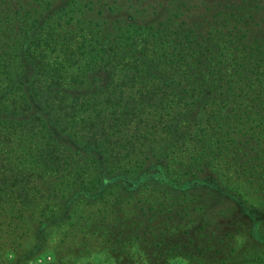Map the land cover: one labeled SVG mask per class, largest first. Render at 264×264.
I'll return each mask as SVG.
<instances>
[{
  "label": "trees",
  "instance_id": "16d2710c",
  "mask_svg": "<svg viewBox=\"0 0 264 264\" xmlns=\"http://www.w3.org/2000/svg\"><path fill=\"white\" fill-rule=\"evenodd\" d=\"M69 3L0 0L2 140L34 139L19 144L0 189L15 190L20 211L47 209L32 247L47 225L74 224L78 202L99 204L96 235L108 244L141 237L148 264H202L212 243L240 235L264 247V32L253 17L216 12L160 33L158 21L124 14L73 36Z\"/></svg>",
  "mask_w": 264,
  "mask_h": 264
},
{
  "label": "rangeland",
  "instance_id": "374dc122",
  "mask_svg": "<svg viewBox=\"0 0 264 264\" xmlns=\"http://www.w3.org/2000/svg\"><path fill=\"white\" fill-rule=\"evenodd\" d=\"M69 1L68 7L71 8V11L64 16L70 22L66 31L73 36L75 33H87L88 29L81 24L87 20H91L94 24L89 30L92 33H96V21L104 18L107 23H110L111 20L121 19L126 14L137 24H148L152 21H158L160 24L155 30L165 33L174 31L180 20H184L185 23L200 18V20L208 21L211 15L216 12H220V17L226 12L238 15L249 14L253 17L252 22L257 25L256 30L264 32V0ZM172 12H176V15L172 16ZM167 19L170 20L167 21ZM205 29V27L201 28V30ZM131 33L135 34V41L138 43L141 38L140 31ZM70 64H73V62H70ZM76 64H78V61ZM121 131L122 128H119L116 133L121 135ZM4 132H6V129L1 125L0 177L15 174L13 169L5 172L9 168V159L11 157L13 159L15 151H19V144L25 142V138L28 137L26 140L29 142H32L33 139L31 133L26 135L16 132L9 135L7 141H3L2 135ZM184 149V146L180 147L179 145V148L175 149L174 153ZM237 183L245 198L249 201L257 200L256 193H252L254 184H249L244 178L237 180ZM32 185L34 186L33 182ZM40 191H44V189H31L28 194L39 195ZM143 196L140 195V197ZM54 199L57 200L59 198L57 196ZM260 201L262 203L263 197L260 198ZM41 203L42 205L44 204V202ZM96 206H99V204L88 205L80 202L77 205L75 204L71 208L70 213V218L74 220V224L71 225V223L68 224L63 221L58 226L47 225L45 227L46 232L44 231L42 238H39L42 240L41 244L35 248L32 247L36 242L32 229L33 226H36V220L39 218L36 215L39 212L47 214V209L44 206L42 210H38L35 205H31L29 209H21L20 211L19 202L17 197H15V190L0 189V264H148L146 256L141 251V237H139V243L136 242L138 240L136 238H131V240L127 241L118 237L114 243L111 240V243L109 242L108 244L103 238H99L96 235ZM227 217H229L228 214ZM216 218L220 217L215 215V220L211 222L210 227L213 228ZM235 225L243 227L245 223L237 220ZM235 225L229 227L233 228ZM212 228H209V230L213 231L214 228ZM257 232L262 235L261 240L264 241V217L259 222ZM227 241L226 246L212 243L210 254H208L207 259L202 264H219L218 262H212L217 256H224L225 264H264L262 242L260 244L252 243L247 238L242 237V235L235 237L232 241H229V239ZM199 257V255H196L193 258L198 264H200ZM229 257L232 259L231 263ZM217 260L220 261L219 257ZM191 262L181 257H173L168 259L166 264H194Z\"/></svg>",
  "mask_w": 264,
  "mask_h": 264
}]
</instances>
